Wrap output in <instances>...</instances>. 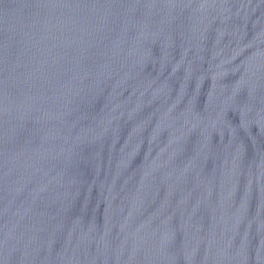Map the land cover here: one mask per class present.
I'll use <instances>...</instances> for the list:
<instances>
[{
  "label": "water",
  "instance_id": "obj_1",
  "mask_svg": "<svg viewBox=\"0 0 264 264\" xmlns=\"http://www.w3.org/2000/svg\"><path fill=\"white\" fill-rule=\"evenodd\" d=\"M0 264H264V0H0Z\"/></svg>",
  "mask_w": 264,
  "mask_h": 264
}]
</instances>
